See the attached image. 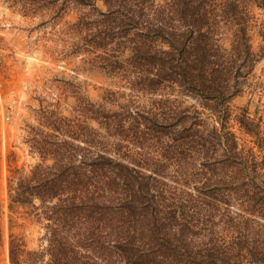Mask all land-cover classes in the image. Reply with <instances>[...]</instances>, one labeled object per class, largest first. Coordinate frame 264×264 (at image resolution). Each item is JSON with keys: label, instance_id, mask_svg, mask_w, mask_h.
<instances>
[{"label": "trees", "instance_id": "1", "mask_svg": "<svg viewBox=\"0 0 264 264\" xmlns=\"http://www.w3.org/2000/svg\"><path fill=\"white\" fill-rule=\"evenodd\" d=\"M16 3L76 12L64 55L116 89L68 82V115L37 110L7 201L41 236L11 234L9 264H264V117L232 104L257 86L264 0Z\"/></svg>", "mask_w": 264, "mask_h": 264}, {"label": "rangeland", "instance_id": "2", "mask_svg": "<svg viewBox=\"0 0 264 264\" xmlns=\"http://www.w3.org/2000/svg\"><path fill=\"white\" fill-rule=\"evenodd\" d=\"M17 0H0V264H9L8 240L12 234L22 237L28 248L38 245L39 228L25 218L23 209L10 212L7 178L12 171L37 162L26 140L30 127L37 126V110L60 105L68 115L74 98L67 92L68 82L78 85L93 102H99L105 90L116 89L111 80L98 71L81 70L80 56L67 51L65 31L77 18L67 11L56 19L24 16ZM258 39L253 45L257 50ZM256 85L246 88L232 102L236 108H248L251 115L264 117V56L256 65ZM190 104V102H187Z\"/></svg>", "mask_w": 264, "mask_h": 264}, {"label": "built area", "instance_id": "3", "mask_svg": "<svg viewBox=\"0 0 264 264\" xmlns=\"http://www.w3.org/2000/svg\"><path fill=\"white\" fill-rule=\"evenodd\" d=\"M0 100H1V97H0Z\"/></svg>", "mask_w": 264, "mask_h": 264}]
</instances>
